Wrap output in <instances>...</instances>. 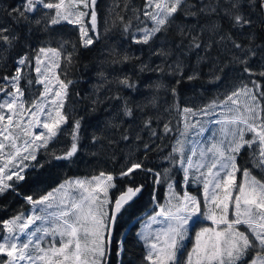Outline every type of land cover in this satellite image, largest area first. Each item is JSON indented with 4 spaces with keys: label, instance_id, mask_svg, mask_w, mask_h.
Returning <instances> with one entry per match:
<instances>
[{
    "label": "snow or ice",
    "instance_id": "obj_1",
    "mask_svg": "<svg viewBox=\"0 0 264 264\" xmlns=\"http://www.w3.org/2000/svg\"><path fill=\"white\" fill-rule=\"evenodd\" d=\"M99 13L0 0V197L29 206L0 220V264H125L116 226L149 182L141 264H264V0H113L104 43ZM197 87L217 94L181 106ZM80 112L98 119L90 136ZM84 139L111 168L26 194Z\"/></svg>",
    "mask_w": 264,
    "mask_h": 264
},
{
    "label": "trees",
    "instance_id": "obj_2",
    "mask_svg": "<svg viewBox=\"0 0 264 264\" xmlns=\"http://www.w3.org/2000/svg\"><path fill=\"white\" fill-rule=\"evenodd\" d=\"M99 10H100V27L101 34L105 39L101 42H108L109 38L114 37L115 32L105 33L104 21L107 18L108 5L113 3V0H98ZM120 4L123 5L124 0H119ZM130 3L133 6H140L142 0H130ZM109 24L111 21L109 20ZM72 31L71 28L68 29ZM98 45L97 47H99ZM88 53H84V56H88ZM83 63H88V60H84ZM69 78L74 80H79L80 72L76 71L69 74ZM81 81L73 89V96L76 91H83L86 87ZM207 87V85H205ZM217 90L212 89L208 93H204L199 87L196 91L193 92L191 88H185L181 90L179 103L181 106L184 104L200 106L204 103H208L214 96H216ZM80 115H85V136H90L92 131L95 129L98 119L91 115H86L83 112H80ZM165 119H171L173 125L176 124L178 117H176L175 112L170 116L164 117ZM69 143V139L66 136L60 138V141L54 145L55 148L59 149L66 146ZM85 147L81 150L79 156L76 159L75 163L65 164L63 167H56L51 169V176H46L44 182L39 185H34L32 188L27 190L26 194H39L42 192H47L52 188H55L58 184L69 178H85L91 177L94 174L105 168H111V164H105L104 157L97 155L93 157L91 152L93 149L87 147L89 141L87 139L83 140ZM157 143H163L164 145H171L172 139L169 138L164 141H157ZM152 162L158 163L156 156L153 154ZM152 185L149 182L148 187L143 195V197L131 208L128 212L124 214L117 223L116 226V239L125 241L126 251L123 256L125 264H128L131 261V264H141L142 257L144 255V246L139 241L136 240V232L139 231V221L141 218L147 217L152 214V204L150 202L149 193L151 191ZM191 193L199 195V191L195 187H189L188 189ZM165 189L161 187L159 189V199L161 203H164ZM20 211H29V206L24 204V201L21 198H17L14 194L9 193L6 196L0 197V220L7 219L17 214ZM205 225L210 224V222L205 221ZM202 226L200 224L196 225V228L193 230L192 235L194 236V231ZM188 247L191 248V241L188 243ZM113 264H117L116 257L113 254L112 256Z\"/></svg>",
    "mask_w": 264,
    "mask_h": 264
},
{
    "label": "rangeland",
    "instance_id": "obj_3",
    "mask_svg": "<svg viewBox=\"0 0 264 264\" xmlns=\"http://www.w3.org/2000/svg\"><path fill=\"white\" fill-rule=\"evenodd\" d=\"M147 217H144V219H146ZM210 222V221H208ZM141 229V223H139V230Z\"/></svg>",
    "mask_w": 264,
    "mask_h": 264
}]
</instances>
